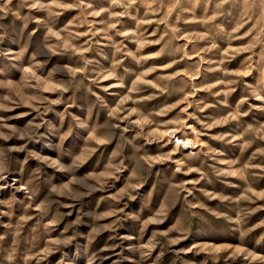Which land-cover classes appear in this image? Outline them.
Listing matches in <instances>:
<instances>
[{"label":"rangeland","instance_id":"rangeland-1","mask_svg":"<svg viewBox=\"0 0 264 264\" xmlns=\"http://www.w3.org/2000/svg\"><path fill=\"white\" fill-rule=\"evenodd\" d=\"M0 264H264V0H0Z\"/></svg>","mask_w":264,"mask_h":264}]
</instances>
